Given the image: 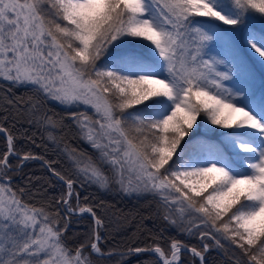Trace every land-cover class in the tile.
Masks as SVG:
<instances>
[{
    "label": "snow or ice",
    "instance_id": "6c2138e0",
    "mask_svg": "<svg viewBox=\"0 0 264 264\" xmlns=\"http://www.w3.org/2000/svg\"><path fill=\"white\" fill-rule=\"evenodd\" d=\"M257 15L264 19V0H0V79L31 85L64 106L91 107L95 120L68 115L99 153L93 160L65 146L72 167L64 174L54 161L17 152L16 137L0 126L7 140L0 155V264H95L92 255L113 254L100 248L103 218L79 202L74 185L81 178L151 194L165 221L200 241L170 238L165 250L153 237L155 244L119 252L121 260L148 252L154 259L145 264H183L182 253H189L190 264H205L217 248L226 264H264V91L252 85L236 36L245 29L244 44L264 64V29L246 30ZM210 42L222 51L211 55ZM41 120L51 128L61 123L46 114ZM201 124L216 142L193 139ZM11 155L17 167L42 160L63 181L66 191L56 199L63 216L11 188ZM77 212L91 214L95 227L71 249L63 235Z\"/></svg>",
    "mask_w": 264,
    "mask_h": 264
},
{
    "label": "trees",
    "instance_id": "16d2710c",
    "mask_svg": "<svg viewBox=\"0 0 264 264\" xmlns=\"http://www.w3.org/2000/svg\"><path fill=\"white\" fill-rule=\"evenodd\" d=\"M262 21L264 22V19ZM252 26L257 31L263 29L255 22ZM243 60L245 62V56ZM34 101L38 103L32 108ZM75 111L79 110L65 108L50 101L43 94H37L32 86L13 85L10 81L0 79V126L16 137L15 150L20 154L31 152L35 156L44 157L45 160L54 161L53 167L64 174L72 167L65 153V146L69 151L74 149L93 160L98 157L97 151L82 138L76 123L68 115ZM45 114L60 121L59 126H45L42 120L38 124L37 119ZM193 133V139L203 138L201 128H194ZM49 134L56 137L58 143H54ZM6 150V139L0 135V155ZM18 163L16 155L9 157L12 168L8 171V182L11 188L18 193L23 189L22 198L29 204H35L37 207H40L41 203L47 204L49 211L60 208L62 205H56V199L66 191L65 185L36 159L26 160L20 167H17ZM104 171L110 175L107 167ZM74 190L79 194L81 206H93L97 215L104 220V228L98 229L102 237L99 244L103 252L110 249L126 250L128 247L145 248L157 243L153 237L159 238V243L165 250L170 238L190 246L200 243L198 235L182 233L179 228L165 221L158 200L149 193L125 195L114 182L100 187L82 178L74 185ZM71 203L75 207V196ZM68 221L63 240L67 247L75 249L88 238L94 228L93 219L89 214L70 215ZM60 226H63V221ZM91 258L95 264H145L146 261L154 259L150 253L144 252L125 256L123 260L118 254L92 255ZM190 259L189 253H182L183 264H190ZM227 260L228 257L221 249L211 248L205 254V264H226ZM196 264H199L197 260Z\"/></svg>",
    "mask_w": 264,
    "mask_h": 264
},
{
    "label": "rangeland",
    "instance_id": "374dc122",
    "mask_svg": "<svg viewBox=\"0 0 264 264\" xmlns=\"http://www.w3.org/2000/svg\"><path fill=\"white\" fill-rule=\"evenodd\" d=\"M205 19H207V18H205ZM262 20L263 19L260 20L259 15L249 19L246 23V30L247 31L255 30V29H253V26H252V24L254 22L257 23L261 28L264 29V22ZM225 27L234 28L235 26H225ZM244 31H245V29H240L236 32V36L238 39V45H239V54H240V57L242 59H243V56H245V63L247 64L248 70H249L250 75H251L252 85L254 86V88L257 92H261V91H264V64H261L260 61L256 58V56L253 55V53L250 52L248 50L247 46L244 44V42H243ZM210 45H211V48H210V54L211 55H217L218 53H220L222 51V46L220 43L210 42ZM244 53H245V55H244ZM205 59H207V57H205ZM221 70H223V69H221ZM1 80H5V79H1ZM6 81H8V80H6ZM225 83L228 84L229 87L232 86L230 82H225ZM28 86H31V85H28ZM49 100L59 104L60 106L65 107V108H68L71 110H79L78 112L75 111L77 113H82V112L87 113V115L90 118H92L93 120L98 118L97 116L94 115L91 107L84 106V105H80L78 107H76V106L68 107V106H64V105L60 104L59 102H57L55 100H52V99H49ZM198 123H199V118H198ZM212 127L215 128L216 126H212ZM199 128L202 129V132L204 134L203 138L212 140L213 142L217 141V138H218L217 134L215 132L210 131L206 125L201 124ZM78 130H79V128H78ZM79 133H80V130H79ZM86 142L89 143L88 141H86ZM98 155H99V153H98ZM0 182H5V181L0 180ZM117 187L125 195H142V194H145V193H137V192H125V191L121 190V188L118 184H117ZM67 224H68V222H67Z\"/></svg>",
    "mask_w": 264,
    "mask_h": 264
},
{
    "label": "water",
    "instance_id": "95a60500",
    "mask_svg": "<svg viewBox=\"0 0 264 264\" xmlns=\"http://www.w3.org/2000/svg\"><path fill=\"white\" fill-rule=\"evenodd\" d=\"M0 135L1 136H3L5 139H6V133H3V132H0ZM6 142H7V140H6ZM36 160H38L42 165H44V163H43V161L42 160H39V159H36ZM45 166V165H44ZM46 167V166H45ZM47 168V167H46ZM48 169V168H47ZM48 171H49V169H48ZM50 172V171H49ZM50 174H51V172H50ZM52 175V174H51ZM57 178V177H56ZM57 179H59V178H57ZM60 180V179H59ZM61 181V180H60ZM61 182H63V181H61ZM64 184V183H63ZM61 212L64 214V212H63V207H61ZM83 214H86V213H80V212H77V213H75V215H83ZM89 214V213H88ZM90 216H91V214H89ZM92 217V216H91ZM92 219H93V217H92ZM93 222H94V220H93ZM94 227H95V222H94ZM121 251H125V250H120V251H113V254H118L119 252H121ZM105 253H108V252H105ZM143 253V252H142ZM145 253H148V252H145ZM104 256H108V255H104ZM197 260H198V262H199V264H200V261H199V259L197 258Z\"/></svg>",
    "mask_w": 264,
    "mask_h": 264
},
{
    "label": "bare ground",
    "instance_id": "6f19581e",
    "mask_svg": "<svg viewBox=\"0 0 264 264\" xmlns=\"http://www.w3.org/2000/svg\"><path fill=\"white\" fill-rule=\"evenodd\" d=\"M62 207V206H61ZM61 207H60V209H61ZM62 213V212H61ZM63 214V213H62ZM64 215V214H63ZM72 215H75V214H72ZM76 216H81V215H76ZM67 222H68V224H67V226L69 225V221H68V218H67ZM94 224V223H93ZM120 251V250H119ZM105 253V252H104Z\"/></svg>",
    "mask_w": 264,
    "mask_h": 264
}]
</instances>
